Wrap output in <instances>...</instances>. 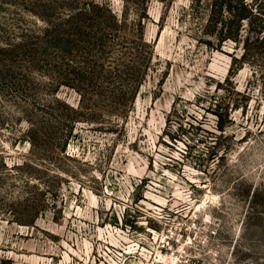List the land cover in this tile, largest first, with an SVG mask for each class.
Returning <instances> with one entry per match:
<instances>
[{"label": "rangeland", "instance_id": "obj_1", "mask_svg": "<svg viewBox=\"0 0 264 264\" xmlns=\"http://www.w3.org/2000/svg\"><path fill=\"white\" fill-rule=\"evenodd\" d=\"M192 1L0 0V264H264V0L221 47L209 0ZM93 3L154 52L132 103L62 87L25 56Z\"/></svg>", "mask_w": 264, "mask_h": 264}, {"label": "trees", "instance_id": "obj_2", "mask_svg": "<svg viewBox=\"0 0 264 264\" xmlns=\"http://www.w3.org/2000/svg\"><path fill=\"white\" fill-rule=\"evenodd\" d=\"M123 1L126 3V0ZM192 3L193 6L202 8L204 0H193ZM258 8L253 7L252 0H209L207 32L218 40L219 47L227 41L238 46L241 43L244 23L256 16ZM68 12L70 13L64 15L56 31H47L43 47L30 48L24 52L25 56L31 59V63H37L39 58L44 57L47 72L53 74L62 87L82 92L91 86L98 90L95 91L99 92V96L109 93L116 98H126L127 103H132L146 81L154 57V52L148 51L149 46L144 41L143 32L136 36L128 31H121L124 26L128 27L127 19L119 21L108 4L100 7L93 3L75 15L71 10ZM257 38L260 42L261 38L259 36ZM251 40V37L246 39L244 53L241 58L233 59V66L241 69L237 66L239 61L245 65L252 60L255 50L254 43H250ZM208 45H211V42ZM77 52L85 54L88 58L83 65H79L75 60ZM126 55H133L135 62H130ZM233 76L232 71L224 83L218 84L217 93L232 84ZM46 77L50 80L51 76ZM126 79L133 82L134 89L130 93L124 88ZM105 85L108 87L105 88ZM81 98L82 110L85 105L84 95L81 94ZM223 105L222 102H218L213 110L218 118L217 125L221 133L225 132L223 118L229 110V107L223 108ZM114 106L118 107L116 103ZM63 107L69 116H75L76 120L70 122L74 126L84 117L82 111L65 104ZM47 125L51 126L49 120L42 123L43 132ZM31 132L38 134L33 128Z\"/></svg>", "mask_w": 264, "mask_h": 264}, {"label": "built area", "instance_id": "obj_3", "mask_svg": "<svg viewBox=\"0 0 264 264\" xmlns=\"http://www.w3.org/2000/svg\"><path fill=\"white\" fill-rule=\"evenodd\" d=\"M138 262L143 263L142 261H138ZM134 263H135V261L132 262V264H134Z\"/></svg>", "mask_w": 264, "mask_h": 264}, {"label": "water", "instance_id": "obj_4", "mask_svg": "<svg viewBox=\"0 0 264 264\" xmlns=\"http://www.w3.org/2000/svg\"><path fill=\"white\" fill-rule=\"evenodd\" d=\"M134 264H139V262H135Z\"/></svg>", "mask_w": 264, "mask_h": 264}, {"label": "bare ground", "instance_id": "obj_5", "mask_svg": "<svg viewBox=\"0 0 264 264\" xmlns=\"http://www.w3.org/2000/svg\"><path fill=\"white\" fill-rule=\"evenodd\" d=\"M139 264H141V263L139 262Z\"/></svg>", "mask_w": 264, "mask_h": 264}]
</instances>
